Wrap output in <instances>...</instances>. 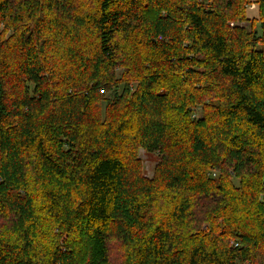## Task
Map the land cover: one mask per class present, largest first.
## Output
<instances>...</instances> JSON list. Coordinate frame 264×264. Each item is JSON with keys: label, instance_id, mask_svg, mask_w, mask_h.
I'll list each match as a JSON object with an SVG mask.
<instances>
[{"label": "trees", "instance_id": "trees-1", "mask_svg": "<svg viewBox=\"0 0 264 264\" xmlns=\"http://www.w3.org/2000/svg\"><path fill=\"white\" fill-rule=\"evenodd\" d=\"M116 245L264 264V0H0V264Z\"/></svg>", "mask_w": 264, "mask_h": 264}, {"label": "rangeland", "instance_id": "rangeland-1", "mask_svg": "<svg viewBox=\"0 0 264 264\" xmlns=\"http://www.w3.org/2000/svg\"><path fill=\"white\" fill-rule=\"evenodd\" d=\"M259 14V7L257 4H252L249 6L248 9V18H256ZM250 23V22H249ZM241 23V24H233L234 27H243L248 28L251 31H254L252 28V24L250 23ZM260 25H257V32L260 33ZM111 101L112 99L109 98ZM204 117L203 114V107L202 106H196L192 108V119L196 121L202 120ZM138 161H140L143 177L147 178L148 180H151L154 178L155 170L159 164V157L158 155L148 153L145 149H140L139 155H138ZM230 175L236 179V174L234 171H230ZM214 178H218V174L214 172L213 174ZM57 230H55V233ZM123 250L119 245H116L114 248L111 249L110 255L111 260L113 261V264H121V260L123 257Z\"/></svg>", "mask_w": 264, "mask_h": 264}]
</instances>
